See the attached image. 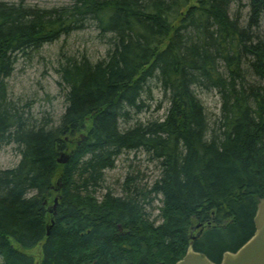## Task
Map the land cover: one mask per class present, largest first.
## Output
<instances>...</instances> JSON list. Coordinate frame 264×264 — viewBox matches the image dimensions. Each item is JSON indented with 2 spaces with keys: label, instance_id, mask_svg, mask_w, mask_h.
<instances>
[{
  "label": "trees",
  "instance_id": "16d2710c",
  "mask_svg": "<svg viewBox=\"0 0 264 264\" xmlns=\"http://www.w3.org/2000/svg\"><path fill=\"white\" fill-rule=\"evenodd\" d=\"M90 26L106 58H67L57 69L65 114L57 127L36 119L11 96L15 65ZM156 91L170 107L165 121L120 129ZM213 91L222 110L212 126L198 92ZM7 145L21 161L0 171L1 264H176L195 237V251L219 263L253 237L264 199V0L0 3ZM141 149L160 164V178L150 189L127 176L114 194L107 173ZM71 152L69 164L58 163ZM155 191L166 199L159 217L144 214Z\"/></svg>",
  "mask_w": 264,
  "mask_h": 264
},
{
  "label": "rangeland",
  "instance_id": "374dc122",
  "mask_svg": "<svg viewBox=\"0 0 264 264\" xmlns=\"http://www.w3.org/2000/svg\"><path fill=\"white\" fill-rule=\"evenodd\" d=\"M0 3L11 5L23 3L26 7L53 10L69 5L70 0H0ZM247 4L246 1L244 5ZM248 13L249 8H243L241 16L245 19ZM107 52L108 48L98 39V33L93 27L64 38L56 44L48 45L40 53L18 60L16 71L9 81L11 96L23 105H31L32 113L36 119L43 120L45 118L57 127L67 107L64 92L59 87L61 80L57 69L67 58L86 57L91 62L97 63L106 58ZM198 96L204 104L213 126L221 112L220 95L213 91L198 92ZM150 106L151 110L140 120L143 123L159 121L164 118L169 105L156 91V101H153ZM126 126L128 125L124 127ZM132 126L133 124L130 125V127ZM20 161L21 155L16 145L0 147V171L15 169ZM127 176H135L136 182H139L141 187H146L160 177V164L152 163L149 161V157L143 153L126 154L117 161L116 169L107 173L105 187L114 194L121 195L122 185ZM156 216L159 217V212L154 214V217Z\"/></svg>",
  "mask_w": 264,
  "mask_h": 264
},
{
  "label": "water",
  "instance_id": "95a60500",
  "mask_svg": "<svg viewBox=\"0 0 264 264\" xmlns=\"http://www.w3.org/2000/svg\"><path fill=\"white\" fill-rule=\"evenodd\" d=\"M82 140H85V136H82ZM73 154L74 152L61 154L58 163L61 165L69 164L72 160ZM61 188L60 181L57 189L58 194H60ZM58 202V199H56V205ZM254 225L255 233L253 237L237 250V252L225 253L221 263H215L208 257L195 251L194 242L196 241V238H194L189 245L185 257L176 264H264V199H260L259 201ZM48 235H50V230Z\"/></svg>",
  "mask_w": 264,
  "mask_h": 264
},
{
  "label": "bare ground",
  "instance_id": "6f19581e",
  "mask_svg": "<svg viewBox=\"0 0 264 264\" xmlns=\"http://www.w3.org/2000/svg\"><path fill=\"white\" fill-rule=\"evenodd\" d=\"M233 8H236V7H233ZM231 14L233 15V16H237L236 14H237V12H236V10L233 12V10H231ZM249 17H250V12L245 16V26H246V24L248 23V20H249ZM92 27L90 26V27H87V29H91ZM94 28V27H93ZM87 29H85V30H87ZM84 30V31H85ZM83 32V31H82ZM16 66H17V64L15 65V71H16ZM15 71H14V73H15ZM12 78V77H11ZM10 78V79H11ZM10 79H9V81H10ZM9 81H8V83H9ZM154 84V81H152L151 83L150 82H148V85L149 86H152ZM147 97H144L143 98V102L146 104L145 105V107H144V109L143 110H141V111H139L137 108H132L133 110H131V111H129L128 110V112H129V117L128 118H130V121L132 122H130L131 124H133V126L132 127H130V125H128V126H126V127H124V125H125V123L122 121V120H120L119 122H118V124H119V127H120V129H123V130H125V129H130V128H136L137 126H147L148 124H150V123H152V122H154V121H152V122H146V123H143V122H141L140 120L142 119V117L145 115V114H147L150 110H151V106H150V104L153 102L151 99H146ZM220 99H221V97H220ZM66 100V99H65ZM144 103H142V99L140 100V104L139 105H144ZM203 104V103H202ZM138 106V105H137ZM203 106H204V104H203ZM128 108V107H127ZM204 108H205V106H204ZM169 109H170V107L168 106V109H167V112H166V114H165V116H164V118H162L161 120H159V121H165V119H166V117L168 116V112H169ZM205 110H206V108H205ZM222 110V100H221V109H220V111ZM206 113H207V111H206ZM220 114H221V112H220ZM208 115V114H207ZM220 117V116H219ZM218 117V118H219ZM121 118H123V117H121ZM218 118L216 119V120H218ZM133 153H143V154H145L146 156H148L149 157V161H151L152 163H154V162H157V161H155V159H154V157L152 156V155H150V153H148V152H146L144 149H141L139 152H133ZM126 154H132V153H126ZM126 154H124V155H126ZM123 155V156H124ZM158 163V162H157ZM160 177H158L157 178V180H155L154 182H152V183H149V185L147 186L148 188H150V189H152V187L155 185V183H156V181H158V179H159ZM150 186V187H149ZM151 199H152V201H153V204L152 205H148L147 207H146V209H145V211H144V214L146 213L147 215L149 214V215H152V213H153V210L155 209L156 211H154V214H156V212H159L158 210L159 209H161L162 207H164L165 206V202H166V199L164 198V196L162 195V193H160L159 191H155L153 194H152V197H151ZM260 201V200H259ZM259 204V203H258ZM255 217H256V215H255ZM254 220H255V218H254ZM194 239V238H193ZM193 239H192V241H193ZM191 241V242H192Z\"/></svg>",
  "mask_w": 264,
  "mask_h": 264
},
{
  "label": "flooded vegetation",
  "instance_id": "af4514ba",
  "mask_svg": "<svg viewBox=\"0 0 264 264\" xmlns=\"http://www.w3.org/2000/svg\"><path fill=\"white\" fill-rule=\"evenodd\" d=\"M199 229H200V228H199ZM199 229L197 230V232H200V233H201L202 230H201V229L199 230ZM236 252H237V251H236ZM223 256H224V254H223ZM223 256H222V258L220 259V262H219V263H221V261H222V259H223Z\"/></svg>",
  "mask_w": 264,
  "mask_h": 264
}]
</instances>
